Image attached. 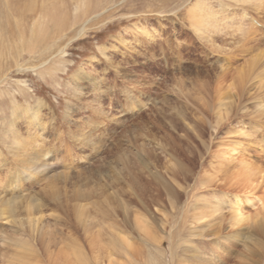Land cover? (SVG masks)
Masks as SVG:
<instances>
[{"label":"rangeland","instance_id":"374dc122","mask_svg":"<svg viewBox=\"0 0 264 264\" xmlns=\"http://www.w3.org/2000/svg\"><path fill=\"white\" fill-rule=\"evenodd\" d=\"M197 1L208 11L200 30L187 20ZM254 21L264 26V0H0V190L32 141L52 150L55 171L23 185L41 204L34 231L18 237L0 222V239L35 252L0 241V264H71L72 249L97 264H264V27ZM239 71L220 106L218 89ZM242 161L253 186L236 177ZM46 232L50 254L37 243ZM112 235L129 248L114 249Z\"/></svg>","mask_w":264,"mask_h":264},{"label":"bare ground","instance_id":"6f19581e","mask_svg":"<svg viewBox=\"0 0 264 264\" xmlns=\"http://www.w3.org/2000/svg\"><path fill=\"white\" fill-rule=\"evenodd\" d=\"M37 1V0H36ZM239 1V0H238ZM241 1H249V0H241ZM251 1V0H250ZM81 2V1H80ZM6 3V2H5ZM204 4V3H203ZM202 4V2L197 1L194 5H191L188 8V18L191 25L194 26L195 29L200 30L202 22L204 21V18L202 17V15L204 14V17L207 18V15L204 13L205 11H207L204 7V5ZM209 4V3H208ZM245 4V3H244ZM247 4V3H246ZM206 5V4H205ZM236 5V4H235ZM252 6V5H251ZM100 7V6H98ZM74 9V8H73ZM211 9V8H210ZM217 9V8H216ZM22 11V10H21ZM99 11V10H98ZM101 11V10H100ZM20 12V11H19ZM208 12V11H207ZM211 12V11H210ZM244 12V11H243ZM13 14V13H12ZM247 14V13H246ZM206 15V16H205ZM209 17V16H208ZM251 17V16H250ZM97 18V17H96ZM210 18V17H209ZM212 20V18H211ZM216 20V18L214 19ZM213 20V21H214ZM252 20V19H251ZM39 21V20H38ZM217 21V20H216ZM249 21V20H248ZM15 22V21H14ZM189 22V21H188ZM206 22V21H205ZM255 22V27H259L260 29H263V25H261L260 23ZM206 24V23H205ZM190 25V24H189ZM217 25V24H216ZM50 26V25H49ZM221 26V25H220ZM209 27V26H208ZM251 27V26H250ZM192 28V27H191ZM258 28V29H259ZM10 30V29H9ZM204 30V29H203ZM254 30V29H253ZM207 31V30H206ZM200 32V31H199ZM205 33V31L203 32ZM201 34V32H200ZM260 34V33H259ZM205 35V34H204ZM8 36V35H7ZM200 38V37H199ZM186 43V42H185ZM178 44V42H177ZM180 45V44H179ZM242 45V44H241ZM244 45V44H243ZM169 47V46H168ZM165 49V48H164ZM242 49V48H241ZM245 49V48H244ZM177 50V49H176ZM169 51V50H168ZM262 51V50H261ZM20 56V55H19ZM177 56V55H176ZM177 58V57H176ZM261 59V56H255L254 58V62H259V60ZM263 65V64H262ZM261 65V66H262ZM242 70V69H241ZM225 71V70H224ZM247 71V69H246ZM252 71V70H251ZM244 73L243 71H239L237 72L234 77H233V81L231 83H229V87H227L228 91H221L222 87L218 89L219 92V104L220 106L223 104V99H225L228 96V93L230 91L231 88H233L235 82H241V80L243 79ZM260 76V75H259ZM258 77V76H257ZM4 80V79H3ZM221 91V92H220ZM98 94V93H97ZM264 98V97H263ZM133 102V101H132ZM134 105V104H133ZM137 106V105H136ZM144 106V105H143ZM145 107V106H144ZM131 108V107H130ZM32 109V108H31ZM222 109V108H221ZM28 111V109H26ZM224 110V109H223ZM19 111V109L16 108L15 110V116L17 114V112ZM144 111V110H143ZM219 113H220V109H219ZM12 115V114H11ZM18 115V114H17ZM32 120H34L33 122H35V120H37L38 117V112L37 110H34L32 112H30L29 115ZM226 116V115H225ZM218 120L222 119V115L220 114L218 117ZM23 120V118H22ZM37 122V121H36ZM32 125V124H31ZM30 129V127H29ZM7 131V130H6ZM14 133V132H13ZM42 134V133H41ZM39 135V134H38ZM9 136V135H8ZM17 135L13 136L14 140L16 142H14L15 146L18 147L20 146L21 142L20 140H18V138L16 137ZM5 138V137H4ZM9 138V137H8ZM46 138V137H45ZM9 140V139H8ZM7 140V142H8ZM40 141V140H39ZM46 142V141H45ZM55 142V141H54ZM6 143V142H5ZM9 143V142H8ZM42 143H37L36 141H32V145H26V147L23 145L22 147V154H19L18 156H12L11 159H15L18 163H19V168L20 170H15L13 173L10 174V180L7 181L6 185L4 186V189L0 190V222L2 221H6L12 224V226H15L16 228V233H14V231L12 232V234H17V236L21 237L22 236V232H24L22 230L23 225H27L29 226V228H34L37 227V223L39 222V212H40V202L39 199H37L36 197H33L32 194H23V192L26 191V189L23 188V185L25 183V181L32 179L34 176H37L39 174H49L50 172H53L54 170L51 169L53 168L51 164H49L46 160V156L49 153V151H45V149H42ZM44 146V145H43ZM57 147V146H56ZM58 149V148H57ZM39 150V151H38ZM48 150V149H47ZM21 151H19L18 153H20ZM42 151V152H41ZM58 152V151H57ZM17 153V154H18ZM42 153V154H41ZM72 154V153H71ZM3 156V155H2ZM0 157V168L2 166H5L4 163L7 162V159L5 160L3 157ZM55 157V156H54ZM49 159V158H48ZM51 159V158H50ZM48 160L49 162L52 160ZM66 160V159H65ZM53 161V160H52ZM57 162V161H56ZM52 163V162H50ZM58 163V162H57ZM56 163V164H57ZM63 163V162H62ZM54 164V163H53ZM60 164V163H59ZM56 167V166H55ZM64 167V166H63ZM67 168V167H66ZM23 169V170H21ZM13 170V169H12ZM53 170V171H52ZM7 171V170H6ZM60 171V170H59ZM55 172V171H54ZM65 173H67L65 171ZM236 177H239L242 181H244V183H246L247 185H252V178L255 177L254 172H252L250 166H248L247 163L245 162H240L239 168H237V171L235 172ZM66 175V174H65ZM52 177L51 181L52 182L55 178L54 175H50ZM237 179V178H236ZM264 179V178H263ZM218 181V180H217ZM233 182V181H232ZM243 183V182H242ZM264 183V182H263ZM1 185V184H0ZM235 185V184H233ZM246 185V186H247ZM253 186V185H252ZM2 187V186H1ZM241 187V186H240ZM250 187V186H249ZM3 188V187H2ZM170 188V187H169ZM167 189V188H166ZM172 189H167V191ZM169 192V191H168ZM174 193V192H173ZM225 202H227V200H223V203L225 204ZM216 202L215 200H212L209 202V204L207 205L208 210H206L205 212L201 213V218L205 220L206 216H211L212 214L215 213V211L217 210L216 207ZM222 206V205H221ZM216 207V208H215ZM229 208V207H228ZM243 206L241 203H239V199L238 198H234V202L232 201V203L230 204V221L232 222V225H238L242 222H245V217L243 216V210H242ZM16 210L18 211H22L24 212L25 215V222L22 220V218H19ZM77 215L78 217L82 216V212L81 211H77ZM125 213H127V210L125 211ZM80 214V215H79ZM83 221V220H82ZM143 221V220H142ZM83 223V222H82ZM144 221L141 222V220L134 218V226L137 230L141 229V226H143ZM83 232H85L83 230ZM1 234V233H0ZM8 238L6 236L1 237L0 241H3L4 243H8V245L14 246L15 248L19 249L24 248L28 251H33L32 249V244L28 241H23L20 238H16L15 236H9ZM45 238H38L37 239V243L40 246L41 249H43L45 254H50L51 251V246H53L55 244V239L51 236L50 233L45 234ZM10 237V238H9ZM112 241L111 244L113 245L112 247L114 249H117L119 246H122L124 248H129V242L128 239L126 237H123L121 235H112L111 237ZM29 240V239H28ZM238 240V239H237ZM1 243V242H0ZM59 243V242H58ZM5 245V244H3ZM34 248V247H33ZM40 250V249H39ZM91 259V258H90ZM67 263H71V264H97V259L93 258V260L91 259V261L86 257V254L83 253L82 249H76L71 251L70 255L68 258H66ZM111 264V263H109ZM145 264H157V263H152L151 260H147V262H145Z\"/></svg>","mask_w":264,"mask_h":264}]
</instances>
